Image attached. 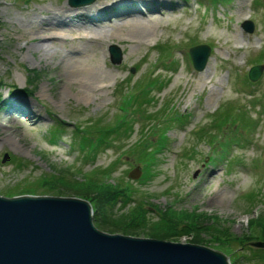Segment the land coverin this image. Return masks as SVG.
Here are the masks:
<instances>
[{"label":"rangeland","instance_id":"1","mask_svg":"<svg viewBox=\"0 0 264 264\" xmlns=\"http://www.w3.org/2000/svg\"><path fill=\"white\" fill-rule=\"evenodd\" d=\"M159 1L153 12L143 11L139 4L140 9L137 12L129 10V15L116 9L106 16L108 24H119L141 15L159 18V21L154 33L141 44L112 36L88 45L91 48L86 59L95 61L104 71L105 86L98 97L85 100L75 94L78 86L60 82L58 56H42L35 48L36 44L48 43L50 39L26 37L22 32L23 28H28L23 22L45 17L47 12L43 9H53L56 5L64 4L68 11H81L85 6L98 4L108 10L129 1L93 0L73 6L66 0H0V196L31 194L81 198L63 187H55L54 193L43 191L33 181L54 168L71 169L78 178L79 174L94 167L112 163L114 170L110 176L130 183L135 190L133 201L145 197L144 204L151 220L157 219L153 208L157 212L195 210L218 220L220 226L217 228L239 236L247 231L251 219L264 216V0ZM79 19L73 21L85 20ZM103 19L95 25H100ZM246 19L252 23L251 32L240 27ZM53 42L57 53L70 48L68 41ZM158 43L170 48L167 53L159 54ZM199 43L208 45L210 51L205 68L198 71L191 64L188 47ZM110 45H115L120 52L116 64L109 59ZM162 55L167 56L164 63L160 59ZM253 64H262V70L251 82L246 74ZM28 69L36 75L27 84ZM84 75L79 71L67 76L74 81ZM154 76L159 79L161 88L152 89L153 102L143 110V116L156 109L157 115L148 119L137 114L129 116L136 121L131 135L117 138L109 148L99 151L93 161H83L72 143L75 126L93 120L111 122L119 113L122 88H133L135 83ZM16 102L34 110L36 117L14 110L12 104ZM228 105L233 112H246L254 120L255 127L245 131L238 124L226 122L219 129L212 128L215 113ZM164 114L166 118L178 114L179 120L162 122ZM165 124L169 125L165 145L154 161L151 176L139 179L140 174L137 179L128 178L127 171L134 166L140 167V163L130 156L124 157L121 151L141 137L143 125L149 126V133H145L148 143L158 137ZM55 127H60L55 134L57 138L50 140V132ZM199 127L204 129L205 135L199 136ZM217 133L221 135L220 142L227 136L241 140L240 144L228 145L230 152L224 159L216 157L219 145L211 142L210 136ZM3 153L6 158L1 162ZM212 157H215L214 162L210 160ZM250 192L259 194L253 206L244 197ZM219 194L223 197L219 198ZM117 205L114 206L117 213L127 209H117ZM204 222L210 223L211 219ZM100 228L97 229L109 234H125ZM131 236L159 238L142 231L132 232ZM221 239L205 232H191L177 241L226 253ZM248 246V243L240 246L235 242L233 248L247 255ZM228 262L264 264L246 257H239L235 263H230V259Z\"/></svg>","mask_w":264,"mask_h":264},{"label":"trees","instance_id":"2","mask_svg":"<svg viewBox=\"0 0 264 264\" xmlns=\"http://www.w3.org/2000/svg\"><path fill=\"white\" fill-rule=\"evenodd\" d=\"M157 50L159 54L167 53L170 49L158 43ZM167 57V56H166ZM165 55L160 56L162 63L164 59L167 60ZM29 73L27 77V84L34 78L36 74L31 69L26 70ZM159 79L154 76L144 80L140 83H135V87L122 88L119 94V113L111 122L101 121H88L87 124L82 126H75V144L77 150L81 154L83 161H93L95 155L110 147V144L115 142L117 138L128 137L133 132V124L136 122L130 119L131 116L137 114L142 119H148L150 116L157 115V109L152 112H147L143 116V110L153 102L151 91L154 88L157 90L159 87ZM29 91V90H28ZM2 102L0 100V106ZM232 106L228 105L222 111H217L212 122V128L219 129L220 126L226 122L238 124L239 127L244 128L245 131L255 127V122L246 112L231 111ZM165 111V112H169ZM146 112V111H145ZM166 113V114H167ZM166 114L161 117L162 122L170 123L174 119L179 120V115L175 114L173 118H166ZM177 115V116H176ZM130 116V117H129ZM57 123V122H56ZM57 125H59L57 123ZM157 125V124H156ZM159 125L156 127L158 130ZM169 125L165 124L159 130L158 137L147 143L145 138L149 133V126L143 125L140 129L141 137L128 145L121 151L124 157H132L135 161L140 163L141 175L139 179H147L151 176L152 167L157 155L160 154L161 149L165 145V134ZM60 130V127H55L51 130L49 139L54 140L57 138L55 135ZM203 128H198L199 136L205 135ZM208 136V135H207ZM212 141H215L219 146V151L216 152V157L224 159L230 152L227 147L229 144H240L241 140L238 137H226L224 142H220L221 135L219 133L210 136ZM245 140V139H244ZM246 141V140H245ZM209 142V143H211ZM215 158V157H214ZM213 157L210 158L212 161ZM214 162V160L212 161ZM112 163L103 167H94L83 174L77 176L74 172L68 169L54 168L50 172L40 175L36 181H33L40 186L43 191L55 190V187H63L71 190L72 192L83 198L91 207L92 210V223L96 228L110 229L111 231H122L127 234H132L135 231H142L155 237L164 238L166 240L177 241L179 237L188 235L191 232H205L214 238H219L226 248L224 253L230 259V263L236 262L240 257H246L255 263L264 262V216H259L251 219L248 223L247 231L239 236L231 235L228 231L223 229L218 223V220L213 217H206L203 213L195 210L176 212L168 209L156 212L157 219L151 220L148 216V211L145 207V197L133 201V194L135 190L131 188L130 183L126 180L119 178H112L111 172L114 170ZM54 193V191H52ZM56 194V193H55ZM259 194L247 193L245 199L249 201V205L253 206ZM264 200H262L263 202ZM132 203V205H131ZM118 204L117 209L127 207L125 212L117 213L114 206ZM206 217V218H205ZM211 219L210 223L204 222L205 219ZM100 228V229H101ZM235 242L240 246L249 244L247 250L249 254L244 255L237 252L233 248ZM256 242V243H255ZM254 244H256L255 247Z\"/></svg>","mask_w":264,"mask_h":264},{"label":"water","instance_id":"3","mask_svg":"<svg viewBox=\"0 0 264 264\" xmlns=\"http://www.w3.org/2000/svg\"><path fill=\"white\" fill-rule=\"evenodd\" d=\"M82 5L93 0H66ZM252 31V23H241ZM109 59L116 64L120 52L108 47ZM192 66L201 70L209 55V46L188 48ZM261 64L252 65L247 77L255 81ZM6 158L3 153L1 162ZM139 166L126 176L137 179ZM87 201L78 197L24 194L0 196V264H229L223 253L203 245L152 237L105 233L91 219Z\"/></svg>","mask_w":264,"mask_h":264},{"label":"bare ground","instance_id":"4","mask_svg":"<svg viewBox=\"0 0 264 264\" xmlns=\"http://www.w3.org/2000/svg\"><path fill=\"white\" fill-rule=\"evenodd\" d=\"M121 4L120 7L110 8L105 10V6L100 7L98 4L92 6H85L81 11L67 10L64 4L56 5L53 9H43L47 12L45 17L38 20H24L25 26L28 30L23 28V34L26 37L35 38H49L50 43L41 42L36 44V49L42 56L52 57L58 56L57 63L60 65L58 78L61 83L65 85H76L75 94L82 99L96 98L104 88L103 85L105 73L102 71L95 61L86 59L87 53L91 48L88 46L91 42H102L105 37L117 36L132 43L141 44L154 33L155 26H157L159 18L145 16H138L135 18H128L119 24H108L105 20L109 13L118 12L128 13L129 10L136 11L140 9L139 4L143 6V11H155V6L160 2L159 0H127ZM102 2V1H101ZM156 2V3H155ZM155 4V5H154ZM119 5V4H115ZM242 9V3L239 4ZM68 11V12H67ZM129 15V13L127 14ZM82 17L80 21L79 18ZM104 18L100 25H95L96 21ZM61 40L68 41L70 48L61 53H57L53 41ZM29 47V46H28ZM205 68V66L203 67ZM82 71L85 75L78 80L70 79L67 75L69 73H76ZM13 109L23 112L28 116L36 117V113L32 109L19 105L17 102L12 104ZM219 194V198H222ZM214 196L210 199L213 200ZM218 198V197H217Z\"/></svg>","mask_w":264,"mask_h":264}]
</instances>
